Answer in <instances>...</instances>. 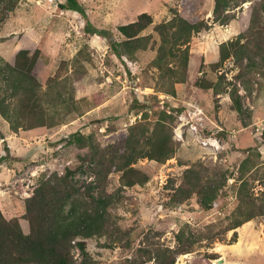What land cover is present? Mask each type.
<instances>
[{
  "label": "rangeland",
  "instance_id": "obj_1",
  "mask_svg": "<svg viewBox=\"0 0 264 264\" xmlns=\"http://www.w3.org/2000/svg\"><path fill=\"white\" fill-rule=\"evenodd\" d=\"M66 1L17 0L13 4L12 0H0L1 57L14 63L17 48H39L34 74L42 92L52 93L43 101L51 106L59 104L63 112L68 111L70 99L77 105L64 123L53 127L14 131L0 114L3 213L9 218L20 217L23 230L29 232V222L23 217L25 199L33 194L43 174L82 164L74 175L79 185L93 182L97 194L104 191L117 198L111 207L110 230L87 240L90 264H158L156 252L175 246L176 233L185 225L204 235H209L208 224L215 223L213 233L226 225L237 205L240 163L250 151L260 156L245 178L259 202L264 200V69L240 78L234 58L224 61L219 69L212 66L219 59L221 43L247 27L251 6L260 0H239L240 5L227 7L232 18L226 23L214 20L215 0H79L84 13L63 8L61 3ZM143 11L154 19L143 31L151 33L150 46L137 51L133 59L117 56L112 41L122 38L118 26L137 19ZM175 12L191 21L204 19L209 28L192 37L190 80L174 82L177 92L173 95L166 92L169 77L153 66L152 59L157 53L154 41L157 46L160 40L156 24ZM52 76H58L56 81L51 82ZM198 77L221 79L225 90L220 94L201 91L194 84ZM234 87L238 88L241 111L229 93ZM57 92L62 93L61 100ZM171 105L176 109L172 131L178 149L165 162L144 157L133 164L148 174L144 184L122 186V171L82 160L88 147L68 142L71 133L80 131L93 134L101 147L112 144L122 148L132 124L143 119L152 123L160 110ZM199 106L205 113L203 130L194 132L181 115ZM143 113H148L146 118ZM209 136L212 139L205 142ZM195 165L198 172L187 175V169ZM199 177H227L211 209H204L199 195L190 193ZM181 184L185 188L179 189ZM237 231L238 239L233 243H229L232 229L221 232L222 240L203 238L194 250L179 254L175 264H264V213ZM73 251L78 264L83 254L78 247ZM221 258L223 262L218 263Z\"/></svg>",
  "mask_w": 264,
  "mask_h": 264
},
{
  "label": "trees",
  "instance_id": "obj_2",
  "mask_svg": "<svg viewBox=\"0 0 264 264\" xmlns=\"http://www.w3.org/2000/svg\"><path fill=\"white\" fill-rule=\"evenodd\" d=\"M13 4L17 0H12ZM240 5L239 0H215L213 9L214 20L226 23L232 15L226 8ZM63 8L85 12L79 0H67L61 3ZM264 0L257 1L251 6L248 25L235 38L224 41L220 45V55L212 62L213 69L219 67L229 58H234L239 64L237 74L240 78L250 72H262L264 69ZM154 21L151 13L141 12L137 19L118 26L121 33L120 40H113L114 52L119 57L135 58L137 51L147 49L151 44V33L143 31ZM204 19L191 21L178 12L172 17L156 24V31L160 40L156 46V56L152 59L153 66L161 74L168 76L170 86L167 93L176 94L174 82L190 80V42L192 37L208 29ZM40 49L31 51L29 48L16 49L14 63L4 60L0 55V114L11 124L14 131L19 129H34L40 126L53 127L66 121L68 113L77 110L76 100L70 99L68 111L60 110L59 104L53 106L43 101L46 94L42 92V84L34 74V68L40 57ZM222 79L224 76H220ZM58 76H52L51 82ZM195 86L201 91H212L220 94L225 87L222 80L198 77ZM235 108L242 110L238 95V88L229 92ZM56 96L61 100L62 93ZM67 100V99H66ZM65 101V99H63ZM62 102V101H61ZM174 107L159 111L158 117L152 123L140 120L130 126L125 144L101 147L96 143L93 134L80 131L71 133L69 143H77L80 147H88L82 160H89L95 164L112 170L122 171L120 181L122 186L131 187L144 184L148 174L133 164L140 158L148 157L158 162H165L175 155L178 145L174 139L172 122L176 116ZM146 118L148 113H143ZM124 148V149H123ZM8 154V153H7ZM260 153L250 151L240 163V175L237 185V205L227 217L228 222L217 233H213L215 223L208 224L209 235L202 232L195 233L191 225L187 224L176 233L177 244L173 247L159 248L156 252L158 264H175L181 253L194 250L196 243L207 237L212 240L221 239V232L234 230L229 243L238 239L237 228L245 222L264 213V200L259 202L253 186L245 173L256 165ZM82 164L69 166L64 172L51 171L44 173L32 195L25 199L26 218L30 225L29 232L23 230L20 217H7L0 207V264H75L73 249L78 247L82 254V261L78 264H90L91 255L88 251L87 240L108 232L112 226L111 207L117 202L114 193L101 191L97 194L93 182L84 187L74 179L75 173ZM100 173V169H97ZM198 172L196 165L187 169V175ZM191 173V174H190ZM227 182L223 179L197 178L191 186L190 193H197L201 206L211 209L219 198L220 190ZM184 184L179 185L183 189ZM221 237V238H220ZM169 261L167 262V258Z\"/></svg>",
  "mask_w": 264,
  "mask_h": 264
},
{
  "label": "built area",
  "instance_id": "obj_3",
  "mask_svg": "<svg viewBox=\"0 0 264 264\" xmlns=\"http://www.w3.org/2000/svg\"><path fill=\"white\" fill-rule=\"evenodd\" d=\"M203 113V114H202ZM204 110L201 107H198L196 111H189L184 112L181 115V118L184 119L186 121L187 124H189L190 130L194 131V132H200L203 130V121H204ZM207 142V140H211L212 137H206L204 138ZM30 194V192H28V190L24 191Z\"/></svg>",
  "mask_w": 264,
  "mask_h": 264
},
{
  "label": "water",
  "instance_id": "obj_4",
  "mask_svg": "<svg viewBox=\"0 0 264 264\" xmlns=\"http://www.w3.org/2000/svg\"><path fill=\"white\" fill-rule=\"evenodd\" d=\"M39 147H40V145H38ZM38 146L36 147V148H38ZM35 149V148H34ZM217 262L218 263H222L223 262V259L221 258V259H217Z\"/></svg>",
  "mask_w": 264,
  "mask_h": 264
},
{
  "label": "bare ground",
  "instance_id": "obj_5",
  "mask_svg": "<svg viewBox=\"0 0 264 264\" xmlns=\"http://www.w3.org/2000/svg\"><path fill=\"white\" fill-rule=\"evenodd\" d=\"M183 256H185V254H184ZM180 263H181V262H180Z\"/></svg>",
  "mask_w": 264,
  "mask_h": 264
},
{
  "label": "crops",
  "instance_id": "obj_6",
  "mask_svg": "<svg viewBox=\"0 0 264 264\" xmlns=\"http://www.w3.org/2000/svg\"><path fill=\"white\" fill-rule=\"evenodd\" d=\"M199 107H200V106H199ZM32 174H34V172H33Z\"/></svg>",
  "mask_w": 264,
  "mask_h": 264
}]
</instances>
